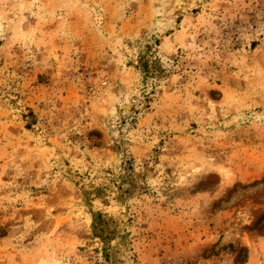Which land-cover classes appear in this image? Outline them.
<instances>
[{
  "label": "rangeland",
  "instance_id": "obj_1",
  "mask_svg": "<svg viewBox=\"0 0 264 264\" xmlns=\"http://www.w3.org/2000/svg\"><path fill=\"white\" fill-rule=\"evenodd\" d=\"M0 264H264V0H0Z\"/></svg>",
  "mask_w": 264,
  "mask_h": 264
}]
</instances>
